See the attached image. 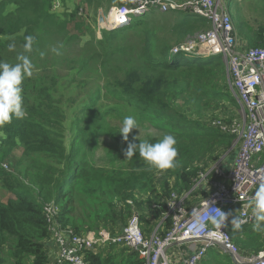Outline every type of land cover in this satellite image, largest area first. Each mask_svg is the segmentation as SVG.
I'll return each instance as SVG.
<instances>
[{
    "label": "trees",
    "instance_id": "trees-1",
    "mask_svg": "<svg viewBox=\"0 0 264 264\" xmlns=\"http://www.w3.org/2000/svg\"><path fill=\"white\" fill-rule=\"evenodd\" d=\"M253 3L264 4V0ZM57 4L65 13L54 10ZM112 4L124 3L0 0V64L15 65L19 55H29L24 52L25 38L36 40L29 56L34 75L23 84L27 116L24 120L13 118L0 129V264H57L60 253L53 230L71 231L80 237L100 231L119 235L135 215L145 237L155 230L165 237L171 220L167 218L157 228L172 195L189 193L201 174L211 169L210 162L226 155L235 140L213 125L219 120L231 123L239 115L223 58L172 53L188 36L209 30L210 23L182 13V18L174 16L170 26L160 17L157 24L153 22L156 16L147 15L123 28L105 31L97 39L96 21L93 24L91 16ZM85 7L92 15L78 17ZM239 11L238 4L231 14L233 23ZM238 21L246 46L264 48V27L247 31ZM159 27L170 29L159 35ZM13 43L15 50L10 51ZM76 48L81 50L78 59L70 56ZM85 73H89L88 79L76 82ZM84 90L87 92L80 97ZM98 105L100 113H96ZM202 110H207L209 120L202 119ZM107 114L123 121L133 117L137 124L143 119L165 131H159L152 144L174 136L179 167L157 175L155 170H147L138 150L126 160L122 148L127 150L128 143L138 146L151 138L121 143L114 128L105 123ZM102 134L113 138L118 147L108 150L105 166L97 168L91 156ZM83 140L90 144L88 154L82 151ZM18 148H23L21 160L15 155ZM9 167L12 172L7 171ZM209 179L214 180V174ZM207 196L200 189L189 199ZM51 204L57 207L52 221L45 212ZM231 234L244 253L264 250L259 233L250 227ZM79 254L86 264H142L136 252L116 245ZM218 256L208 253L203 264H233L230 258L219 261Z\"/></svg>",
    "mask_w": 264,
    "mask_h": 264
},
{
    "label": "built area",
    "instance_id": "built-area-1",
    "mask_svg": "<svg viewBox=\"0 0 264 264\" xmlns=\"http://www.w3.org/2000/svg\"><path fill=\"white\" fill-rule=\"evenodd\" d=\"M122 6L110 9L103 15L107 29L116 30L129 25L134 19L142 18L152 12H179L207 20L211 28L202 31L192 41L176 47L172 53L195 54L203 51L206 57L221 56L226 64L230 89L239 105V115L231 123H213L223 134L235 138L237 152L232 167L226 168L227 156L219 159L210 171L201 174L195 187L187 194H173L167 204V213L159 223L169 218L172 227L165 237L158 230L145 237L140 226L139 216L135 215L129 225L119 235L108 231L89 233L84 237L71 231H54L59 247L57 264H86L82 250H100L112 245L126 247L136 252L142 264H171L168 250L173 246H185L184 264H203L209 251L217 248L232 255L239 264H264V250L255 254L242 253L232 241L233 231L229 221L222 229V235H213L216 230L209 221L207 231L199 236L192 234L193 211L203 212L205 208H218L245 218L248 223L242 229L254 224L252 212L247 202L260 185L264 183V48H248L242 44L232 21L225 0H122ZM58 9V4L56 5ZM104 28V27H101ZM214 174V180L209 179ZM205 191L208 196L190 200L197 190ZM45 212L50 221L57 214L55 205H48ZM215 214V213H213ZM189 253H187V251Z\"/></svg>",
    "mask_w": 264,
    "mask_h": 264
},
{
    "label": "clouds",
    "instance_id": "clouds-1",
    "mask_svg": "<svg viewBox=\"0 0 264 264\" xmlns=\"http://www.w3.org/2000/svg\"><path fill=\"white\" fill-rule=\"evenodd\" d=\"M24 46V52L29 55H19L15 65L9 63L0 64V129L16 120H24L27 112L23 107V84L25 79H31L34 75V65L29 58L34 51L36 40L32 36H27ZM10 51L15 50V44L10 45ZM44 54L41 53V58ZM134 129L139 130V125L133 117H126L123 121L121 135L125 143H128L129 136ZM135 139H138L136 137ZM177 141L172 135L165 136L162 141L152 144L149 142H140L137 146L135 143H128L127 150L124 152L126 160H131L139 153V157L148 166V171L155 170L156 174L174 171L179 167L177 158L178 150ZM247 208L252 212L254 219L253 231L264 233V183H262L255 195L247 202ZM215 213V214H213ZM207 219L216 231L213 235H222V229L228 226L230 221L233 231H240L242 226L248 223V220L233 214L225 213L218 208H205L203 212L193 211V232L194 236H199L209 228L205 223Z\"/></svg>",
    "mask_w": 264,
    "mask_h": 264
},
{
    "label": "rangeland",
    "instance_id": "rangeland-1",
    "mask_svg": "<svg viewBox=\"0 0 264 264\" xmlns=\"http://www.w3.org/2000/svg\"><path fill=\"white\" fill-rule=\"evenodd\" d=\"M253 2H256V0H252V1L251 0H225V3H226V5H227V7H228V9H229L231 14L236 11V5L239 4L240 11H239V14L237 15V19L234 20V27H235V29H236V31L238 33V36H239L242 44H244V45L247 44V41H246V39L243 36H241L240 31L238 29V23H239L238 20L239 19L241 20L242 24L244 25V27H245V29L247 31L249 29H251L252 32H254V31H258L260 28L264 27V4H254ZM74 5L77 6L78 3L75 2ZM116 6H117V4H112L110 7L108 5V6L104 7L103 9H100L101 11L99 10L98 16L97 15H96V17L95 16H91V22L94 24V20L96 21L93 27H94V31H96L97 39H101L102 38V33L105 32V31H115V29L112 30V29H107L106 28L107 26L105 25V22L102 20V17H103V15L106 16L108 14V12L110 11V9L113 8V7H116ZM62 9H63L62 7H59L58 9L54 8V10L59 12V13H63V12L65 13V11H62ZM70 9L71 8H68V11ZM89 11H90V13H89ZM89 14L92 15V10H90V9L88 10L87 7H85V10H81L80 11L78 17H81L82 15L89 16ZM179 14H182V13H179V12L160 13L158 11H155V12L150 13L149 15L151 17L152 16L153 17L154 16L157 17V19H156V17H154L153 22H155L157 24H160L161 22L158 20V17H160L161 19H163V21H165L166 24H170V26H171L173 21H174V16H179V18H182V15H179ZM167 17H169V18H167ZM81 18L85 19L84 17H81ZM101 27H104V28H101ZM169 29H170L169 27H167V28L159 27L158 28L159 35H163V32H167ZM202 31H205V30L198 31L196 34H194L192 36H188V38L185 40V42L192 41ZM129 36L130 35L126 36L125 41L128 40ZM176 47H178V46H174L172 48V51ZM80 54H81V50L79 48H76V49L72 50V54L70 56L74 57L75 59H78V58H80ZM195 54L200 56V57H204L205 56L204 55L205 53L203 51H201V50L197 51ZM190 58L193 59L195 57H190ZM64 66H65V64H63L61 66V68H63ZM226 70H227V68H226ZM88 77H89V73H85L83 76L77 77L76 78V82L85 81V80L88 79ZM109 79H111V78H109ZM76 92H80V91L77 90ZM85 92H87V90L82 91V93L80 94V97H83L85 95ZM100 106L101 105H98V107L96 109L97 110L96 113H100L102 111V110L98 111V108ZM202 113H203L202 119L209 120L210 117L206 118L207 115H208L207 114V110H202ZM70 117H71V114H70ZM104 119H105L106 125L109 124L108 128H110V127L114 128L115 134L117 135V137H118V135L120 136V138H119L120 142L123 143V144H126L124 142V140H123L122 135H121V129L123 127V120L120 117H118V116H114L113 114L104 115ZM138 125H139V130H137V129L133 130V132L129 136V141L132 140L133 138H136V137H138V140H140V139L148 140L149 138H151V141L149 143H152L153 140H155L156 138H158L160 136L159 131L162 132V133H165V131L156 129L151 123H149L148 121L143 120V119ZM71 137L72 136L70 135L69 136V140H68V144L71 143V139H72ZM83 142H84V140H83ZM84 143H86V142H84ZM234 144H235V140L233 139V142H232V145H231L230 149L227 151V153H225V154H230V157L227 159V163L229 164V169L232 167V165H233V163L235 161V157L237 155V152H236V150L234 148ZM114 147H118V146H117L116 142L113 140V138H111L108 134H102V135L99 136L97 147L93 148V156H91V157H93L92 158L93 159V163L95 164V166L97 168L101 167V166H105L104 164L107 161V157H106L107 151L110 150V149H113ZM22 149L23 148H18L19 151H16V154H15L16 157L20 158V153L19 152L22 153ZM88 149H90V144L86 143V145L84 146L82 151L86 150V152L88 154ZM125 150L126 149L122 148V154L125 152ZM224 152L222 151V155H223ZM224 156H226V155H224ZM91 157L88 156V159L90 160ZM21 159H23V157H21L20 160ZM207 162H210V161L208 160ZM216 162H214V163L210 162V166H213ZM21 164H24V161L22 163L20 162V164L18 166L20 167ZM9 168L10 169H8L7 171L11 170L10 172H12L11 167H9ZM10 197L13 198L14 196L11 195ZM250 229L253 231V225L250 226ZM254 233H257V232L254 231ZM258 237H259V243L261 245H264V233H259ZM242 239L245 240L244 238H242ZM242 253H244V252H242ZM209 254L217 255V256L219 255L217 257V259L219 261H220V259H223L225 261H229V258L232 261L231 257H229L230 255L220 251L217 248L211 249L209 251ZM246 254H248V253H246ZM213 263L216 264L215 262H213ZM213 263H211V264H213Z\"/></svg>",
    "mask_w": 264,
    "mask_h": 264
},
{
    "label": "crops",
    "instance_id": "crops-1",
    "mask_svg": "<svg viewBox=\"0 0 264 264\" xmlns=\"http://www.w3.org/2000/svg\"><path fill=\"white\" fill-rule=\"evenodd\" d=\"M226 163H227V161H226ZM226 168H229V164L228 163L226 165ZM184 249H185V246H178V245H176V246L171 247L168 250V255H169V258H170V263H172V264H184L183 263L184 253H182V250H184ZM184 252H185V250H184ZM187 253H189V251H187Z\"/></svg>",
    "mask_w": 264,
    "mask_h": 264
},
{
    "label": "water",
    "instance_id": "water-1",
    "mask_svg": "<svg viewBox=\"0 0 264 264\" xmlns=\"http://www.w3.org/2000/svg\"><path fill=\"white\" fill-rule=\"evenodd\" d=\"M230 257H231V259H232L233 264H239V263L236 261V259H235L232 255H230Z\"/></svg>",
    "mask_w": 264,
    "mask_h": 264
}]
</instances>
